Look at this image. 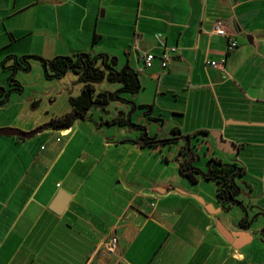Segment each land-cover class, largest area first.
Returning a JSON list of instances; mask_svg holds the SVG:
<instances>
[{
  "label": "crops",
  "instance_id": "0c3cea01",
  "mask_svg": "<svg viewBox=\"0 0 264 264\" xmlns=\"http://www.w3.org/2000/svg\"><path fill=\"white\" fill-rule=\"evenodd\" d=\"M29 35L32 42L23 39ZM231 41L237 46L227 52ZM170 48L177 50L163 69L160 58ZM139 52L155 56L151 67L143 68ZM81 54L121 59L119 70L141 69L142 78L158 82L156 97L182 101L172 107L174 133L193 147L219 141L223 152L214 157L242 168L235 182L252 188L250 198L237 199L255 205L264 186V0H0V100L20 56L34 66ZM223 60V71L209 65ZM17 98L11 92L0 106V128L31 132L39 123L21 101L11 103ZM77 121L83 123L31 139L0 136V264H264V240L242 210L224 205L216 186L212 194L200 188L212 181L196 175L191 183L177 165L166 166L160 180L143 175L144 167L131 178L137 166L126 155L140 156L156 147L153 140L140 145L135 131L137 137H111L105 154L94 156V128L87 132L91 122ZM110 150L121 159H107ZM197 163L207 175V164ZM112 235L115 256L103 249Z\"/></svg>",
  "mask_w": 264,
  "mask_h": 264
},
{
  "label": "rangeland",
  "instance_id": "374dc122",
  "mask_svg": "<svg viewBox=\"0 0 264 264\" xmlns=\"http://www.w3.org/2000/svg\"><path fill=\"white\" fill-rule=\"evenodd\" d=\"M30 38L31 36L29 35L24 37L23 39L24 40L27 39V41L32 42L33 40ZM27 41H26V45H27ZM24 44L25 43L21 45H23L24 47ZM18 46L19 45H17L16 47ZM37 48H38V43H35V49ZM23 56H20L22 57L21 59H23ZM5 57L6 56H4L3 58ZM24 59H26V57H24ZM94 59H96V57H94L93 60ZM125 59L126 58L124 57V60ZM140 61L143 65V61L142 60ZM125 65L126 63L123 64L122 60L120 59L118 61V64H116V69L119 70ZM46 71H48L50 75H53V73L50 71L49 68H47ZM46 71L44 70L43 62L40 61L39 64L34 63V66L29 65L28 70H22V69L18 70L12 78L13 80H15V82H17L20 85V88H23L22 91H24L25 96L19 97V99L17 98L11 103L14 105L16 102L21 101V103H23V106L24 105L26 106L24 108L25 111H27L28 115H30L31 118L35 117V119H37V122L39 124L35 126L33 130L48 124L49 121L54 119L55 117H60L70 112L71 107L69 100L71 97H76L80 92L81 82L80 83L78 82V78L76 74H74L73 72H68L63 77L50 78L47 76ZM7 72L8 74H10L9 69L7 70ZM162 73L165 74L166 72H162ZM11 75H13V73L8 75L6 80L9 79ZM138 78L141 88L135 97H133L131 94H128L130 98L128 101L132 102L137 107L139 106H145V107L143 109H139L138 114L135 113L133 114L132 121H136L137 119H141L143 117L148 118V116H146L143 112L148 110V108L151 106L152 111L149 114L148 124H147L148 135L150 136L151 140L158 141V143L155 144L156 147H153L152 149H150L149 147L142 148V153H139L140 156L134 155L133 153L130 152L129 154L126 155V158L130 162H134L135 165L137 166L136 168L133 169L132 174L130 173L131 178L138 177L141 173L140 167H144L143 175L148 174V172H151L153 176H156V178L160 180L163 179L165 176L164 170L166 171L167 169L166 166L173 167L174 165H176L174 159L176 157V154H178L179 152L180 147L178 146L180 145V143H182V141H176L175 143H169V142L163 143L162 141L175 140L180 138L181 135L179 133L178 134L174 133L173 131L175 122H177L179 119L177 118L176 115H173L171 111L173 105L178 104L181 106L182 101H176L174 102V104H172L173 98H170V95H168L167 93H159V96L156 97L155 92L158 86V82L155 80L153 81L149 77L142 78L140 74ZM8 81L9 80H7V84L9 85L10 82ZM117 84L118 83L110 84V82H108L107 79H105V82H103V84L98 86L97 88L98 89L105 88L106 90L109 89L110 91H117L116 89L119 86ZM11 89L13 90V88ZM159 90H162V88L160 87ZM12 93L18 95L16 92H12ZM33 98H37L35 104L31 102ZM124 98L127 99L128 97H124ZM121 107H125V106H121ZM121 107H119L118 103L112 102L108 105V107L104 111L102 110L98 111L97 109L92 110L93 112L92 114L94 115V117L93 120H89V121L93 124L90 123V126L89 128L86 129V131L90 132L92 131L93 128L95 131V136L92 139L95 142L91 145V150L93 151L94 156H103L105 154L101 149L102 145L107 143V141L111 137H117V138L137 137V135L133 133L134 130L129 129L131 128L129 126L128 128L124 127L125 128L124 129L123 127H120L117 124L116 125L105 124L107 122V119L112 117V113L119 110V108ZM124 112L125 113L128 112L127 108ZM100 113L101 115L103 114H107V115L104 116L102 120L101 117H98L99 122H97L95 119H97V116ZM101 121L103 125L100 124ZM74 123H75L74 125H81L83 122L75 121ZM94 125H96L100 129L96 131L97 127ZM83 126L88 127L86 122L83 124ZM149 144H150L149 146H154V142ZM177 148L178 150L176 152ZM106 158L109 160L121 159L119 154L117 152H114V150H110L107 153ZM197 164L198 165L200 164L203 168H205L206 167L205 164H207V161L201 160ZM256 168L258 169V166H256ZM146 171L147 173H145ZM240 178H242V176L237 179ZM246 179L248 180L247 176ZM200 185H201L200 188H202L206 194H210V193L212 194V191L215 188L214 182L201 181ZM251 186L252 187L255 186L256 190H259L256 182H253ZM259 186L260 187L263 186V183H260ZM260 190L261 192L256 193L252 198V202L254 201L253 203H255V205L253 204L254 209L248 212L247 218L249 220V223H251L250 230L252 232L254 231L257 232L255 236L257 238H263L264 240V186Z\"/></svg>",
  "mask_w": 264,
  "mask_h": 264
},
{
  "label": "trees",
  "instance_id": "16d2710c",
  "mask_svg": "<svg viewBox=\"0 0 264 264\" xmlns=\"http://www.w3.org/2000/svg\"><path fill=\"white\" fill-rule=\"evenodd\" d=\"M95 41V38H94ZM104 56V55H103ZM75 58V59H74ZM111 64H115V58H111ZM43 62V67L44 70L46 71L47 68L50 69V71L53 73V75H50L48 71H46V74L48 77L50 78H56V77H60L61 74H67L68 72H73L74 74H76V76L79 78V81L87 84L88 82L90 83H97L100 82L103 79L104 74L100 71H94L93 73H89L88 71H86V68H84L83 71H78V66L85 67L86 66V54H81V55H76L74 57H59L54 59L53 61L46 63L45 61L41 60ZM82 62V64H81ZM29 62L27 61V59H20L18 61L15 60V63L10 67V70L13 72H17L18 70L22 69V70H28L29 69ZM104 66H108L107 63H105ZM136 72L129 70V69H122V71L119 73H110L108 74L105 78L107 79V81L109 82H118L122 85V87L120 89H118L115 92H111L108 93V97L107 98H112L114 97V94H132V95H136L139 90H140V82L138 80V78H136ZM9 86L10 89L8 92H10L13 88H20V85L15 82V80H13L12 78L9 79ZM3 91L4 89L0 88V92ZM91 92V86L89 88H85L82 91V95L75 98V97H71L70 98V107L71 110L70 112L58 117V119L56 120V124H58L59 128H57L58 130H62L65 129L69 126H71V120L74 117V114L77 115L76 118H83L82 115H84L85 113H81L84 109V107H87V103H89L88 98H87V92ZM3 96L0 95V98ZM6 96V95H5ZM129 96V95H128ZM4 105L3 103V99L0 100V106ZM144 108V107H143ZM83 109V110H82ZM151 112V108H148V113L150 114ZM81 115H78V114ZM82 116V117H81ZM66 121H68V123H66ZM108 125H119V126H124V123H122L121 119H113L111 122H107ZM21 139V138H19ZM151 140V139H150ZM170 140H165L162 141L163 143H167ZM148 142V141H147ZM217 164L219 167H217ZM220 164V165H219ZM181 169V174L186 176V178L191 182V183H196L197 179H196V175L202 176L205 180H210L212 182L215 183L216 186V195L218 197L219 200L225 201L226 203H228L227 201L229 199H227L226 194H228V190L226 189L229 185H230V177L234 174H243L244 170L242 168H238L237 165H228V166H224L221 165V163L216 162V165H210L209 166V170H208V174L207 175H202V173L198 170H193L190 172H186V169L184 168H180ZM243 221H246L243 219Z\"/></svg>",
  "mask_w": 264,
  "mask_h": 264
},
{
  "label": "water",
  "instance_id": "95a60500",
  "mask_svg": "<svg viewBox=\"0 0 264 264\" xmlns=\"http://www.w3.org/2000/svg\"><path fill=\"white\" fill-rule=\"evenodd\" d=\"M108 58L109 57L105 55V57H104L105 63L107 62ZM96 59H97V57H96ZM96 59L93 60V64L95 63V61H97ZM81 64H82V62H81ZM82 67H83V64H82ZM107 67H109V74L114 73V72L120 74V72L122 71V70L116 69V64H112V66L108 65ZM15 73L16 72H13V75H11V78H13ZM136 73H137L136 78H138L139 72L137 71ZM63 76H64V74H61V77H63ZM111 83H113V82H110V84ZM22 90H23V88H19V89L15 88V89L11 90L10 92H8L3 99V103L6 104L8 102V96H9V93H11V92H16L18 94V97H21ZM2 93H3V91L0 92V95H2ZM110 101H112V100H110ZM122 103L127 105V106H131L132 109L136 108L134 104L127 101L126 99L122 100ZM140 122H141V124H139ZM105 124L108 125L107 123H105ZM127 124H128L127 126H131L132 128H134L135 132H137L141 135V137L138 141H142L141 142L142 145H146V142L150 140V136L148 135V126H147L148 120L141 118V119H138L136 125H133L131 123V121L128 119ZM49 127H50L49 124L43 125L42 127L36 128L35 130H33L31 132H23V131H20L18 129H12V128H0V136H2V137H16V138H21V139H31ZM176 141H182L184 146L181 147L180 149L184 150L185 153H184V155H182L180 153V149H179V152L176 155L174 162L176 165H178L179 163H182L184 168L186 169V172H190L193 170H198L201 172V170L199 168L194 167V164L196 162H199L201 158L207 159V169H209L210 165H216V162H219V163H221V165H224L221 161H219L218 159H216V157H214L216 154V151L217 152H219V151L223 152L220 148V142L217 141L216 139H214L215 144L210 143L209 141L203 140V142H201L198 147H193L192 142H191L189 137H182V136H180L179 139L170 140L169 143H175ZM202 146L205 147V152L203 154H200L199 151H200V148ZM183 158H185V160H183ZM224 166H228V165H224ZM217 167H219L218 164H217ZM201 173L203 174V172H201ZM237 173L230 177V185L226 188L228 190V194H226V197H227V199H229L227 202L231 203V206L239 207L243 212V215H244L243 219L248 221V218H247L248 212L251 211L252 209H254V207L250 206V202L245 204L244 201L237 199L239 194L242 193V191H240V188H239L240 186L237 185L235 182V178H239L242 175H239ZM239 184L244 185V182H240ZM250 193H251V191H250Z\"/></svg>",
  "mask_w": 264,
  "mask_h": 264
},
{
  "label": "flooded vegetation",
  "instance_id": "af4514ba",
  "mask_svg": "<svg viewBox=\"0 0 264 264\" xmlns=\"http://www.w3.org/2000/svg\"><path fill=\"white\" fill-rule=\"evenodd\" d=\"M100 57L99 58H97L96 60L97 61H95V63L93 64V58L94 57H90V55L89 54H86V62H88V63H86V66L84 67H81V66H78L77 68H78V71H83L84 70V68H86V71L85 72H89V73H93L95 70L96 71H100V72H102L103 74H104V76H103V79L100 81V82H97V83H90V82H88L87 84H84V83H82L81 82V87H80V92L78 93V95L75 97V98H77V97H79V96H81L82 95V91L85 89V88H89L90 86H91V92L89 91V92H87V98H88V101H89V103H87V107H84L82 110V112L81 113H85L84 115H82L83 116V118L81 119V118H76L77 117V115L76 114H74V117L72 118V120H71V125L75 122V121H77V120H93V117H94V115L92 114L93 112H92V110H94V109H97L98 111L99 110H102V111H104V110H106V108L108 107V105L110 104V103H112V102H116V103H118V105H119V107H121V106H127V105H125V104H123L122 103V100H125V98L124 97H122L123 96V94H115L114 95V97H110V98H107L108 97V92L109 93H111V92H115V91H110L109 89L108 90H106L105 88H100V89H98L97 87L98 86H100V85H102L103 84V82H105V77L109 74V67H106V66H104L105 65V62H104V57H105V55L103 56V55H99ZM111 61H112V59L111 58H109L108 60H107V64L109 65V66H112V64H111ZM116 64V63H115ZM66 74H64V76H65ZM60 77H61V75H60ZM78 78V77H77ZM78 82L80 83V81H79V78H78ZM115 83H118V82H115ZM109 84V83H108ZM112 84V83H111ZM117 85H119L120 86V88L122 87V85L120 84V83H118ZM119 88V89H120ZM116 90H118V89H116ZM132 95V94H131ZM137 95V94H136ZM135 94L134 95H132L133 97H135L136 96ZM4 99V98H3ZM112 100V101H110V100ZM130 98H129V96H128V98L126 99L127 101L129 100ZM132 103V102H131ZM33 104H35V102L33 103ZM133 104V103H132ZM128 107H130V110H128V112L127 113H125V112H121V111H119V110H117V111H115L114 113H112V117H110L111 118V120H113V119H121L122 120V123H124V126H120V127H127L128 128V124H127V121H128V119L131 121V123L133 124V125H136V123H137V121H138V119L136 120V121H132V117H133V114L135 113V114H138L139 113V108L140 109H143V107H145V106H139V107H137V106H135L136 108H131V106H128ZM106 113H108V112H106ZM146 116H148V118H149V113H148V110H146L145 112H143ZM78 115H81L80 113L78 114ZM107 114H103V115H101V120H102V118L104 117V116H106ZM81 116V117H82ZM144 119H147L148 120V118L147 117H143ZM58 119V117H55L54 119H52V120H50L49 121V128H53V129H57V128H59V126H58V124H56V120ZM66 123H68V121H66ZM48 124H46V125H48ZM101 124H102V122H101ZM139 124H141V122L139 123ZM129 127H131V126H129ZM125 129V128H124ZM130 130H134V128H129ZM140 137H141V135H140ZM151 139V138H150ZM142 141H138V144H142L141 143ZM151 142H155L156 144L158 143V141H155V140H153V141H151ZM147 143V142H146ZM155 145V144H154ZM184 145H182L181 147H183ZM180 147V148H181ZM179 148V149H180ZM180 153L182 154V155H184V150H181L180 149ZM183 160H185V158H183ZM177 166H180L179 168H184V166H183V164L182 163H179ZM185 169V168H184ZM181 170V169H180ZM209 170V169H208ZM202 175H206V174H202ZM237 184V183H236ZM238 185V184H237ZM243 186V185H242ZM240 188V191H242V193H240L239 194V196L241 197H243V199H245V200H247L248 198H250V189L247 191V190H245V188H241V186L239 187ZM222 201V200H221ZM222 203H224V205L226 204V202L225 201H222ZM231 206V205H230Z\"/></svg>",
  "mask_w": 264,
  "mask_h": 264
},
{
  "label": "built area",
  "instance_id": "2783aa9c",
  "mask_svg": "<svg viewBox=\"0 0 264 264\" xmlns=\"http://www.w3.org/2000/svg\"><path fill=\"white\" fill-rule=\"evenodd\" d=\"M215 32H216L217 35H220V36H223L225 34L224 30L221 28V24L220 23H217ZM236 46H237V43L231 41V42L228 43L226 51L230 52ZM133 48H134V50L139 51L137 41H134ZM176 50H177L176 48H170L166 52H164V54L161 56V58H160L161 59V67L163 69H165L167 67L168 62L171 59V54L170 53H175ZM138 57H139L140 60L143 61V68L151 67L152 62H153V60L155 58V56L153 54L147 53V52H139ZM209 65L212 66V67H215L217 69H221L223 71L224 60L219 62V63L210 62ZM138 72L140 73L141 69L138 70ZM117 244H118V241H117L116 237L112 235L110 237L109 241L104 245L103 249H104V251L107 254L115 256L116 253H117Z\"/></svg>",
  "mask_w": 264,
  "mask_h": 264
}]
</instances>
